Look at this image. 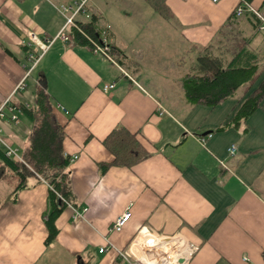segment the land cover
I'll return each mask as SVG.
<instances>
[{"label": "crops", "instance_id": "1", "mask_svg": "<svg viewBox=\"0 0 264 264\" xmlns=\"http://www.w3.org/2000/svg\"><path fill=\"white\" fill-rule=\"evenodd\" d=\"M79 1L0 0V106L9 98L10 103L31 104L36 85L45 81L65 129L64 150L78 156L70 165L74 201L86 208L75 218V205H68L56 221V238L47 244L49 183L33 175L13 196L19 178L0 161V188L5 191L0 194V264H129L120 252L141 258V248L150 250L159 241L146 238L144 229L184 237L194 247L186 264H264V99L237 127L217 131L233 119L252 89L240 90L214 107L191 105L183 88L173 90L174 83L147 76L149 69L120 41L117 9L107 18L95 0H87L86 12L99 16L101 30L109 29L118 47L113 54L128 73L77 42L72 26L71 41L57 39L33 62L30 55H39L41 49L37 42L29 44V34L42 40L55 36L72 12L59 8ZM166 3L170 17H160L172 30L170 50L180 47L185 53L192 45L210 49L216 43L221 48L242 34L252 38L253 48L264 51V41L254 45L262 34L254 36L244 14L235 16L240 0ZM251 8L264 13V0H254ZM86 12L77 15L78 21L90 19ZM158 25L163 33L168 28L161 20ZM172 65L173 70L180 66ZM110 83L115 86L106 92L103 86ZM17 115L16 122L4 118L0 125L6 138L26 154L31 123ZM120 125L136 132L151 155L131 167L111 165L103 172L101 163L115 158L103 141ZM127 211L131 216L122 230H110Z\"/></svg>", "mask_w": 264, "mask_h": 264}, {"label": "trees", "instance_id": "2", "mask_svg": "<svg viewBox=\"0 0 264 264\" xmlns=\"http://www.w3.org/2000/svg\"><path fill=\"white\" fill-rule=\"evenodd\" d=\"M253 2L254 0H240L238 7L244 9L243 14L251 21L256 36L261 33L264 13L255 12L251 8ZM148 3L160 16L165 19L170 17L166 0H148ZM235 16H238L236 12ZM78 23L80 29L72 28L74 38L77 42L91 47L90 38H98L102 28L99 25V16L92 14L89 20ZM251 42V37L240 34L233 37L230 43L224 44L225 51L222 54H214L209 51V47L192 45L189 51L195 49L197 54L191 56L189 61L185 57L181 58V63L189 65L182 78V87L185 99L191 105L214 107L233 98L240 90L250 92L252 89L233 119L218 127L217 131L225 130L229 125L237 127L241 119L254 113L264 99V51L253 48ZM112 46V52L115 53L118 47L114 44ZM24 47L27 51L28 45ZM5 48L11 52L9 48ZM10 104L15 107L16 114L31 122L29 146L26 154L23 152L22 155L25 162L7 156L0 147V161L19 178L13 196L28 186L29 178L33 175L40 176L49 183L48 209L45 214L49 229L46 243L49 244L58 234V217L69 204L76 206L70 178L72 156L63 147L65 129L54 112V100L46 90L44 80L36 85L34 101L31 104ZM103 142L115 157L110 163H101L103 172L111 165L131 167L151 155L138 139L137 133L123 125L115 127Z\"/></svg>", "mask_w": 264, "mask_h": 264}, {"label": "rangeland", "instance_id": "3", "mask_svg": "<svg viewBox=\"0 0 264 264\" xmlns=\"http://www.w3.org/2000/svg\"><path fill=\"white\" fill-rule=\"evenodd\" d=\"M94 1V0H91ZM100 5L104 6L103 8V14L105 17L109 18L114 15L113 8H116L118 11V14H120L119 18L116 21V26L119 27L118 31L120 34V41H123L124 43H128V50L129 54L133 59L135 60H142V65L147 67L149 70H147V76L153 78V80H160L169 83H174L175 86L171 87L173 90H180L182 89L181 84V78L180 75L183 72H187L188 69V63L183 64L179 62V57L182 56L185 57L186 61H189V58L191 56H195L197 54L196 50L193 49L192 51L187 50L185 53L181 50V48H176L174 51L170 50V43L173 42L172 39H170V34L172 33V30L169 28L170 24H168L167 21L162 19L159 14H157L151 5L143 0H111L113 1V6L111 7L110 0H95ZM128 1V2H127ZM126 12L130 13V15L126 14ZM126 14V15H125ZM156 17L152 18L151 15H154ZM91 16V14L89 13ZM158 17V18H157ZM150 18V19H148ZM245 18V17H244ZM243 18V19H244ZM163 21L165 25L168 27L165 32L161 31V28L159 27L158 23L159 21ZM244 25H246L245 22H243ZM248 26V25H246ZM251 27V26H249ZM247 28V27H246ZM252 28V27H251ZM121 29V30H120ZM261 30V34L263 35V30ZM249 31V30H247ZM249 34V33H248ZM260 35L258 39H256L255 44L262 45L264 38ZM257 41L259 43H257ZM127 44V45H128ZM224 46V45H223ZM220 46L216 43L213 44L209 51L216 52L218 50H221L224 47L219 48ZM256 47V46H255ZM144 51H140V50ZM264 50V49H263ZM143 57V58H142ZM175 57V58H173ZM174 60V61H173ZM170 64H167L169 63ZM173 61V62H172ZM172 63H177L180 66L177 68V70H173L174 67ZM181 63V64H180ZM166 65H169L166 67ZM165 66V68H164ZM175 66V65H174ZM124 68V67H123ZM124 71L128 73V71L124 68ZM164 76H168V78L163 79ZM29 84V90L33 91L34 88V78L31 76L28 80ZM178 86V87H177ZM169 89V88H168ZM22 120L28 124L31 122L26 117H21ZM8 120V121H7ZM6 122L11 121L8 118H5ZM13 122V121H11ZM2 128V134L5 136V132L3 127ZM6 137V136H5ZM20 155H23L22 152L19 150ZM5 192V191H4ZM0 188V194L4 193ZM140 232H138L135 236L134 240L138 236ZM156 238H161L163 236H159L157 234H153ZM172 238L182 239L186 240L184 237L176 235ZM186 244L190 247L189 243L186 240ZM155 253L156 255L157 250L153 252V250H149L148 248H141L140 254L150 255ZM191 252L189 253V255ZM187 255V257L189 256ZM187 261V260H186ZM186 264V263H185Z\"/></svg>", "mask_w": 264, "mask_h": 264}, {"label": "built area", "instance_id": "4", "mask_svg": "<svg viewBox=\"0 0 264 264\" xmlns=\"http://www.w3.org/2000/svg\"><path fill=\"white\" fill-rule=\"evenodd\" d=\"M86 2H87V0H81V1L77 2L76 5H74V6L62 5L59 8L63 13H65L69 10H72V12L70 15H67V20H66L64 26L58 32V34H56L55 36L48 38L46 40H42V39H39L34 32H31L29 34V37H30V43L29 44H31V41L37 42L38 45L40 46V49H41V53L39 55H36V56H34L32 54L30 55V59L33 60V62H37L40 59L41 55L44 54L57 39H61L64 42L71 41V35L68 32V27L72 26V28L80 29L78 19H77V15L81 12H86V8H85ZM236 13H237V15H241L244 13V9L242 7H238ZM86 15L88 17L90 16L89 13H87V12H86ZM261 29L264 31V24L261 25ZM90 41L92 43L91 48L96 54L105 58L109 62L116 65L121 71L125 72L123 66L118 62V60L116 59L115 55L112 52V49H113L112 44L113 43H112V39L109 36V29L108 28H103L100 31L98 38H93V39L90 38ZM27 75H28V73H27ZM114 86H115V83L104 84L103 89L106 92H108ZM14 108L15 107H12L10 104V98L7 99V101L2 106H0V119L8 118V119L16 122L19 118H18V115L14 112L15 111ZM159 109H160V112H159L160 114H164L166 111L164 108H162V106H159ZM201 140L204 142L205 137L201 138ZM0 147H2L5 150V153L7 156L22 160L23 162H25L23 156H21L19 153V149L17 147H15L13 145V143L10 140H8L2 134V128L1 127H0ZM229 150L232 154H234L236 152V146L234 144H232ZM77 157H78L77 155L72 156L71 161L75 160ZM69 205H72V204H69ZM73 209L75 210V218L82 216L83 213L86 211V208H83V207L73 206ZM130 216H131L130 211H127L124 214H122L121 216H119L116 219V221L112 224V226L110 227V230H114V231L122 230L123 226L129 220ZM149 234L154 236L153 233L149 232ZM193 248L194 247L191 246V249H193ZM100 251L101 252L105 251V247L100 248ZM120 253L125 259H127L129 264H143L142 262L139 261L138 257H134L131 259L128 255V252H120Z\"/></svg>", "mask_w": 264, "mask_h": 264}, {"label": "bare ground", "instance_id": "5", "mask_svg": "<svg viewBox=\"0 0 264 264\" xmlns=\"http://www.w3.org/2000/svg\"><path fill=\"white\" fill-rule=\"evenodd\" d=\"M144 236L146 238H152L159 240L156 242L150 250L156 251L157 255L155 253L150 255L143 254L141 258H138L140 262L143 264H181L179 263V258L186 257L189 255L192 249L190 247L188 248L184 242L186 240L181 241L182 239H175L172 237H161L156 238L155 236H152L149 234L146 229H144ZM162 241V242H161ZM156 256V257H155Z\"/></svg>", "mask_w": 264, "mask_h": 264}, {"label": "water", "instance_id": "6", "mask_svg": "<svg viewBox=\"0 0 264 264\" xmlns=\"http://www.w3.org/2000/svg\"><path fill=\"white\" fill-rule=\"evenodd\" d=\"M206 133H209V131L206 132ZM186 260H187L186 257H181V258H179V263H181V264H185V263H186Z\"/></svg>", "mask_w": 264, "mask_h": 264}]
</instances>
